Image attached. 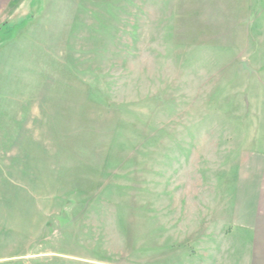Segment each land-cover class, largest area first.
<instances>
[{"label": "rangeland", "instance_id": "374dc122", "mask_svg": "<svg viewBox=\"0 0 264 264\" xmlns=\"http://www.w3.org/2000/svg\"><path fill=\"white\" fill-rule=\"evenodd\" d=\"M242 156L264 0H0V264H251Z\"/></svg>", "mask_w": 264, "mask_h": 264}, {"label": "crops", "instance_id": "0c3cea01", "mask_svg": "<svg viewBox=\"0 0 264 264\" xmlns=\"http://www.w3.org/2000/svg\"><path fill=\"white\" fill-rule=\"evenodd\" d=\"M246 154V152H245ZM244 154V156H245ZM241 158L242 173L239 178V183L242 186V175L247 181L254 179V176H264V161L260 162L254 167L244 159ZM237 200L235 207L231 212V223L234 226V230L243 237L244 245L253 246L252 252L254 255L249 257L248 261L251 264H264V208L259 207V195L258 193H249L242 189L237 191ZM262 204V202H261ZM235 208V210H234ZM31 257H24L22 259L17 258L13 264H32L29 261Z\"/></svg>", "mask_w": 264, "mask_h": 264}]
</instances>
